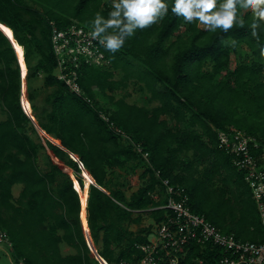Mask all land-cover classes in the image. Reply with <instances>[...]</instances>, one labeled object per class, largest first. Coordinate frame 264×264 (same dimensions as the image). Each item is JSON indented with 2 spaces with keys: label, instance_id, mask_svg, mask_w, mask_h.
I'll return each instance as SVG.
<instances>
[{
  "label": "trees",
  "instance_id": "1",
  "mask_svg": "<svg viewBox=\"0 0 264 264\" xmlns=\"http://www.w3.org/2000/svg\"><path fill=\"white\" fill-rule=\"evenodd\" d=\"M113 2L0 0V24L13 38L0 27V230L11 246L1 244L10 249L13 263L97 264L83 234L80 197L71 174L80 188L85 180L69 153L95 182L88 183L86 222L108 264L140 257L135 246L147 243L152 230L132 231L129 225H139L142 214L154 223L165 218L169 210L159 208L167 201L165 179L183 189L191 211L221 231L263 242L264 226L244 181L246 170L237 167L234 154L218 146V134L234 128L253 137L257 146L249 143V151L261 158L264 21L237 3L234 26L211 32L174 15V0H166L169 11L162 20L136 30L115 53L102 49L107 65L79 67L83 95H77L54 74L51 27L64 29L76 22L93 29L96 15L107 19ZM224 2L218 0L217 8ZM13 41L23 49L26 97L34 121L62 148L40 134L22 108V74ZM38 75H43L47 90L40 102L31 85ZM129 84L144 104L128 102L126 94L115 98ZM40 153L44 170L38 165ZM128 162L144 169L140 187L127 197L114 175ZM17 184L20 190L14 196ZM62 243L74 252L61 254ZM219 254L212 245L201 254L192 244L181 264H192L197 255L213 264Z\"/></svg>",
  "mask_w": 264,
  "mask_h": 264
},
{
  "label": "built area",
  "instance_id": "2",
  "mask_svg": "<svg viewBox=\"0 0 264 264\" xmlns=\"http://www.w3.org/2000/svg\"><path fill=\"white\" fill-rule=\"evenodd\" d=\"M92 31V28L83 27L76 22L64 29L54 25L51 27V46L56 61L54 74L77 95H83L77 82L79 67L83 63L97 66L108 64L102 51L104 46L91 36ZM100 115L107 121L106 116ZM230 131H219L218 146L234 154V163L239 169L246 170L244 181L250 188L261 224L264 226V151L261 158L252 156L249 143L256 147L255 139L234 128ZM138 151L141 149L138 148ZM143 156L146 157V154ZM162 182L166 187L167 201L159 208L169 212L164 219L154 224L155 229L148 242L135 246L141 251L140 257L134 262L122 260L119 264H181L190 252L192 244L199 248L201 254L205 253V247L208 245L218 248L220 254L213 264H264V241H243L221 231L204 215L191 211L187 203L188 196L183 189L169 185L166 179ZM0 243L11 246L6 233L1 230ZM191 263L212 264L199 255L192 257ZM12 264L27 263L19 259L17 263Z\"/></svg>",
  "mask_w": 264,
  "mask_h": 264
},
{
  "label": "clouds",
  "instance_id": "3",
  "mask_svg": "<svg viewBox=\"0 0 264 264\" xmlns=\"http://www.w3.org/2000/svg\"><path fill=\"white\" fill-rule=\"evenodd\" d=\"M237 3L251 10L256 19L264 21V0H225L219 8L218 0H174L171 11L186 23L198 21L211 32L217 29L227 32L237 22ZM113 9L107 19L96 15L91 33L111 53L120 50L136 30H144L162 20L169 11V4L166 0H114ZM240 26H243L242 21ZM252 26L255 28V23ZM261 56H264V48Z\"/></svg>",
  "mask_w": 264,
  "mask_h": 264
},
{
  "label": "rangeland",
  "instance_id": "4",
  "mask_svg": "<svg viewBox=\"0 0 264 264\" xmlns=\"http://www.w3.org/2000/svg\"><path fill=\"white\" fill-rule=\"evenodd\" d=\"M197 25L199 27H204L202 24H200L197 21ZM233 61V60H232ZM23 82V79H22ZM25 83H26V79H25ZM32 88L35 90V94H36V99L38 102H40L41 98L46 94L47 90H45L43 88V75H38L36 78L32 79ZM126 94L128 96H126V100L128 102H132V103H136V104H144L145 103V99L144 97L141 96V94L136 91L135 87L132 84H129L127 89L124 92H116L114 93L115 98H119L121 95ZM26 95H27V91H26ZM99 102L100 104H103L104 101L99 98ZM3 116L0 114V119H2ZM134 163L136 162H128L127 165L123 168H116L115 169V175H114V179L116 181L120 182V187L121 189L124 191L125 195L128 197L130 196V194L132 192H134L136 189H138V187H140L142 180L140 178V174L143 171V167L141 166H137ZM38 165L39 167L44 170L46 168V163H45V158H44V154L40 153L38 156ZM20 189V185L17 184L13 187V191H14V195H17V190ZM154 221L142 214L141 215V221L139 225H135V224H131L129 225V229L134 231L136 230L138 227H144V228H148L150 227V229L153 231L155 228L154 225ZM151 238H153V236H151ZM8 254H1V258H0V264H12L13 261L11 260V254H10V249H6ZM60 251L61 254L65 255V254H71L74 252V250H72L70 247L66 246L65 244H60ZM91 253V252H90ZM91 256L93 257V255L91 254ZM92 264H94L92 262Z\"/></svg>",
  "mask_w": 264,
  "mask_h": 264
},
{
  "label": "bare ground",
  "instance_id": "5",
  "mask_svg": "<svg viewBox=\"0 0 264 264\" xmlns=\"http://www.w3.org/2000/svg\"><path fill=\"white\" fill-rule=\"evenodd\" d=\"M0 27L5 31V33L8 35L9 38L13 39L12 38V32L8 27H5L2 24H0ZM14 48H15V52H16L17 57H18L19 62H20V69L22 71L21 73H22V79H23L21 105H22V108L24 109V111L26 113H28L29 115H31V117H32L30 104L27 100L26 90H25V88H26L25 75H26L27 69H26V65L24 63V59H23V49L16 42H14ZM38 131L40 134L44 135V133L42 131H40V130H38ZM48 138L50 139V141L52 143H54L55 145H58L59 147L62 148L59 141H57L51 137H48ZM70 157L78 163V165L82 169L81 172H83V175H84L83 177H85V184H84L83 188H80L77 181H76V178L71 174V178L73 180V186L77 189V193L79 194V197H80L79 217H80V220L82 223L83 234H84L87 246H88L91 254L93 255V257L95 258L97 264H108L105 261V259H103V257H101V255H99V253L97 252V250H96V248L92 242V239L90 237L89 228H88V225L86 222V201H87V196H88V183L91 181L94 182V180L92 179L90 174L85 170V168L83 167V165L81 164V162L79 161L78 157L75 154L71 153Z\"/></svg>",
  "mask_w": 264,
  "mask_h": 264
},
{
  "label": "water",
  "instance_id": "6",
  "mask_svg": "<svg viewBox=\"0 0 264 264\" xmlns=\"http://www.w3.org/2000/svg\"><path fill=\"white\" fill-rule=\"evenodd\" d=\"M27 114H28V113H27ZM28 115H29V114H28ZM29 116H30V118L32 119V121H33V123H34L36 129H37V130H40V129H39V126L35 123L33 116H32V117H31V115H29ZM40 131H41V130H40ZM38 132H39V131H38ZM44 136H45L48 140H50V139L48 138L49 136H47V135H45V134H44ZM69 154H71V153H69ZM81 164H82V163H81ZM78 166H79V165H78ZM79 168H80V170H82L80 166H79ZM80 175L83 177V176H84V175H83V172H81ZM83 178H84V180H85V177H83ZM89 183L95 184V183L92 182V181L89 182Z\"/></svg>",
  "mask_w": 264,
  "mask_h": 264
},
{
  "label": "crops",
  "instance_id": "7",
  "mask_svg": "<svg viewBox=\"0 0 264 264\" xmlns=\"http://www.w3.org/2000/svg\"><path fill=\"white\" fill-rule=\"evenodd\" d=\"M20 190V189H19ZM19 190H17V195H18V193H19ZM13 194H14V191H13ZM16 195V196H17ZM15 196V195H14ZM6 249H8L4 244H1L0 243V258H1V254H8V252H7V250ZM11 260H12V258H11Z\"/></svg>",
  "mask_w": 264,
  "mask_h": 264
}]
</instances>
